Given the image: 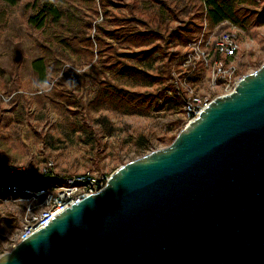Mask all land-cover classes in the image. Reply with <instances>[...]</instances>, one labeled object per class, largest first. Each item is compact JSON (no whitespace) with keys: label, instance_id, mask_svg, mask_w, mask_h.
Segmentation results:
<instances>
[{"label":"rangeland","instance_id":"obj_1","mask_svg":"<svg viewBox=\"0 0 264 264\" xmlns=\"http://www.w3.org/2000/svg\"><path fill=\"white\" fill-rule=\"evenodd\" d=\"M31 1L8 7L0 1L3 164L53 161L62 174L112 175L126 162L173 142L187 124L185 99L225 94L220 68L233 62L232 75L242 77L264 63V23L213 24L204 0H77L80 21L70 33L82 41L91 37L94 56L85 53L86 44L79 40L77 52L73 46L59 48L64 66H50L43 83L32 64L45 55L38 43L54 40L51 32L28 22L34 13ZM238 7L252 21L264 10V0H244ZM226 32L235 33L240 43L231 60L215 51ZM135 66L142 71L136 77L119 74ZM66 67L72 72L64 73ZM105 78L125 91L121 97L118 91L119 96H108L110 85L99 83ZM32 203L25 193L0 201V255L13 248Z\"/></svg>","mask_w":264,"mask_h":264},{"label":"water","instance_id":"obj_2","mask_svg":"<svg viewBox=\"0 0 264 264\" xmlns=\"http://www.w3.org/2000/svg\"><path fill=\"white\" fill-rule=\"evenodd\" d=\"M0 264H264V63Z\"/></svg>","mask_w":264,"mask_h":264},{"label":"built area","instance_id":"obj_3","mask_svg":"<svg viewBox=\"0 0 264 264\" xmlns=\"http://www.w3.org/2000/svg\"><path fill=\"white\" fill-rule=\"evenodd\" d=\"M215 46L218 55L231 60L236 57L240 43L235 33L226 32L216 41ZM235 70L236 65L233 62L226 70L220 68V72H224L222 79L226 83L228 90L226 93L232 92L243 77L233 76ZM216 78L214 81L217 80ZM178 94L181 96L180 91ZM212 100H202L195 95L185 99L184 111L187 124L199 116ZM110 177L111 175L99 176L91 171L74 175L62 174L56 171L53 161L34 166L0 162V201L17 200L22 193H25L33 202L29 209L27 222L13 247L72 204L99 192L107 185Z\"/></svg>","mask_w":264,"mask_h":264},{"label":"trees","instance_id":"obj_4","mask_svg":"<svg viewBox=\"0 0 264 264\" xmlns=\"http://www.w3.org/2000/svg\"><path fill=\"white\" fill-rule=\"evenodd\" d=\"M5 6H15L18 5L21 0H0ZM93 1V0H89ZM32 7L34 9V13L28 17V22L33 25L37 26L40 29H43L46 32H51L54 41L47 39L44 44L39 45L43 46L45 49V55L39 58H36L33 61V68L35 73L39 79V81L45 83L48 80L49 76V67L51 66L54 70H62L64 63L60 57L57 56V51L59 48L62 49H72L73 48L77 51V42H83L86 44V47L83 49L87 55L91 54L94 56V43L89 37L84 39L83 41L78 39L79 37L72 35L71 26L79 23L80 18L76 13V2L77 0H34L31 1ZM244 0H204V4L207 8L208 17L211 23L216 24L223 20H232L236 23L244 24L245 26L247 23L249 24H263L264 23V10L257 12V17L255 20L250 21L249 15H244L243 18L241 13V8L238 7V3H242ZM30 2L27 3L26 6H29ZM247 14V13H246ZM5 13L2 14L4 16ZM93 22V20H92ZM91 22V23H92ZM246 23V24H245ZM62 27H66V30L62 29ZM60 29V30H59ZM115 36V33H112ZM102 37L97 36L98 41H104L101 39ZM115 38H119L115 36ZM141 45V43H140ZM99 49L98 52H102V46L99 42ZM91 57V56H90ZM92 58V57H91ZM144 58V57H143ZM142 58V59H143ZM69 67H66L64 73H70ZM141 69L138 66L133 67H125L124 69L121 68L119 74L123 76H134L138 73H141ZM99 83L103 85H110L108 87L106 93L109 97H114L115 95L119 96L118 92L121 94L125 92L124 90L117 88L114 86L115 84L112 83L107 78L105 80L100 79ZM118 91V92H117ZM122 100L125 102L124 97Z\"/></svg>","mask_w":264,"mask_h":264}]
</instances>
